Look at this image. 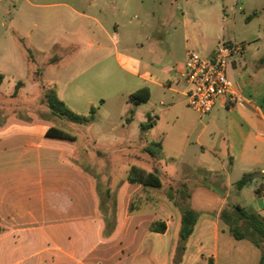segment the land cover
Instances as JSON below:
<instances>
[{
  "label": "crops",
  "instance_id": "crops-1",
  "mask_svg": "<svg viewBox=\"0 0 264 264\" xmlns=\"http://www.w3.org/2000/svg\"><path fill=\"white\" fill-rule=\"evenodd\" d=\"M100 1L104 10L112 12L119 7L125 11L130 0ZM96 3L93 0L94 6ZM143 3L141 0L139 5ZM236 6L247 23L254 19L260 22L256 32L239 39L249 43L228 67L234 95L218 99L210 112L194 117H187L182 108L187 104L189 88L183 76L186 52L211 54L221 34L210 35L215 42L206 44L207 36L199 25L206 20L201 8L193 15L182 12L180 21L171 11L151 25L154 10L137 8L149 17L145 21L148 35L139 33L137 26L136 30L122 31L117 24L110 35L97 17L81 13L98 26L95 30L88 27L92 37L99 41L111 38L110 47L97 42L95 49L102 54L101 62L112 58L136 80L127 81L136 86L129 87L123 96L120 114L125 115L131 106L127 96L147 87L149 98L143 103L154 99L160 105L146 112L153 128L160 117L172 112L176 118L183 114L189 122L179 131L176 144L170 141L171 132H160L161 150L156 158L144 153L151 170L156 167L163 174L156 193L159 196L162 192V199L149 196L146 187L127 182L126 177L117 183L115 195L107 183L116 203L115 226L107 237L102 235L95 180L76 163V137L47 136L49 126H59L57 118L6 119L9 103L29 92L41 96V74L30 83L22 82L14 96V89L5 94L0 91V264H259L261 250L256 246L240 250L239 242L234 241L241 239L234 238L219 217L227 203H236L264 218V0H237ZM135 18L136 14L128 23ZM211 23L222 32L224 14H216ZM100 102L105 103L103 99ZM138 106H134L136 111ZM168 149L180 155L184 151V159L178 156V162L183 161L182 170L176 161L173 169L165 170L164 159L173 162L175 156H165ZM246 172L253 173L251 181L236 190L235 182ZM183 183L189 193L188 206L197 194L202 200L211 195L216 209L210 217L203 213L209 212L206 209L189 207L198 217L183 252L175 260L182 200L179 189ZM231 192L235 199H230ZM243 200L248 205H243ZM131 201L133 210L129 211ZM155 221L164 224L162 231L150 229Z\"/></svg>",
  "mask_w": 264,
  "mask_h": 264
},
{
  "label": "rangeland",
  "instance_id": "rangeland-1",
  "mask_svg": "<svg viewBox=\"0 0 264 264\" xmlns=\"http://www.w3.org/2000/svg\"><path fill=\"white\" fill-rule=\"evenodd\" d=\"M236 2L237 0H188L187 3L185 0H144L140 6L141 0H130L125 11L119 7L111 12L110 9L107 11L103 9L100 0H97V6L93 5V0H0V72L4 74L0 91L5 94L12 91L18 81L30 83L33 77L38 79L40 74L42 77L39 86L41 96L36 97L29 92V95L16 99L13 104L9 103L6 106L8 107L6 119L30 121L57 118L59 120L57 127L76 137V163L85 171L92 173L97 195L104 198L107 183L113 194H117V183L126 177L131 166L151 171L145 160L146 155L139 152L142 144L149 145L160 141L158 138L161 131L171 132L170 141L176 144L179 131L189 122L183 114H177L176 118L172 112L160 117L157 127L153 128L151 125L140 136V123L146 122V112L153 105L156 110L160 107L154 99L139 104L138 110L134 109L132 120L124 122L127 114H120L121 106L125 102L123 96L129 87L136 86L128 85L127 81L131 80L134 83L136 80L124 73L112 58L101 62L103 59L99 56L102 54L95 49L97 42H104L109 46L111 38L104 37V41H99L96 36L92 37L88 27L95 30L98 26L81 13L97 17L110 35L114 30V24L122 26V31L136 30L134 28L137 26L139 33L148 35L150 29L145 21L149 17L143 11L140 13L137 8L143 6L148 12L154 10L155 15L149 19L150 25L157 23L160 17L165 18L171 11L180 21L182 12H190L193 15L195 10L201 8L200 13L206 20L203 19L205 22H199V25L207 36L205 39L207 45H213L215 42L210 35L221 33L219 40L231 39L245 46L249 40L244 42L239 39L246 33L256 32L260 21L254 19L247 23L248 20L246 21L237 11ZM72 8L80 14L75 13ZM197 13L199 14V11ZM221 13L225 19L222 32L211 23L215 15ZM134 14L137 18L131 20L132 23L129 24L128 20ZM254 46L255 44L251 45L253 48ZM105 53H108V50H105ZM29 85L28 88L31 87ZM48 88L53 89L57 96L78 114L87 115L89 108L94 107V120L79 124L51 115L43 102L44 90ZM102 99L105 101L104 104L100 102ZM182 108L187 117L199 116L187 104ZM173 153L168 149L165 155H175L173 162L164 159L163 166L166 171L173 169V163L178 162V156L185 158L184 151L183 155H180V152ZM182 162V160L178 162V168L181 170ZM158 173L161 180H164L163 174ZM158 190L146 187L149 196L162 199L164 194L161 192V195L157 196ZM234 194L230 193V199H235ZM214 198L210 195L202 200L197 194L189 207L206 209L209 212L203 213L212 217L216 209ZM111 201L112 198L107 202L108 207L111 206ZM242 203L248 205L245 200ZM234 242H239L240 250L245 246L255 248L247 239Z\"/></svg>",
  "mask_w": 264,
  "mask_h": 264
},
{
  "label": "trees",
  "instance_id": "trees-1",
  "mask_svg": "<svg viewBox=\"0 0 264 264\" xmlns=\"http://www.w3.org/2000/svg\"><path fill=\"white\" fill-rule=\"evenodd\" d=\"M4 79V74L0 72V87ZM23 83L21 81L16 82L14 91L11 96H14L17 90ZM149 98V90L147 87H140L127 96V102L131 104L127 110V116L124 117V122H130L134 113V106L146 102ZM43 102L46 109L51 115L58 118H66L73 123L86 124L94 120L95 108L90 107L88 114H78L74 112L69 106H67L57 96L53 89H45L43 93ZM151 122L146 120L145 123H140V133L146 131ZM47 136L75 139V136L67 131L56 127L49 126L45 131ZM161 150V143L159 141L153 142L149 145L143 146L140 151L147 154L151 158H156ZM159 171L156 167L151 171H145L144 169L136 166H131L127 171L126 181L139 183L144 187L158 188L161 186V179ZM253 177L252 172L243 173L242 176L235 182V189L238 190L245 184L249 183ZM181 193V201L179 205L180 211V227L178 240L176 244V257L179 259L180 254L184 250L185 240L191 234L193 227L196 223L198 213L189 208L188 198L189 193L186 191V185L183 183L179 189ZM104 198L99 195L98 208L103 218L102 235L107 237L111 235L115 226V200L111 197L109 188L104 190ZM112 198L111 206L108 207L107 202ZM133 210V202L129 204V211ZM219 217L221 221L226 225L229 233L236 239H247L254 246L261 250L259 264H264V218L255 210L240 206L236 203H227L220 211ZM151 230L162 231L164 224L162 222H153L150 226ZM3 229L0 227V233Z\"/></svg>",
  "mask_w": 264,
  "mask_h": 264
},
{
  "label": "built area",
  "instance_id": "built-area-1",
  "mask_svg": "<svg viewBox=\"0 0 264 264\" xmlns=\"http://www.w3.org/2000/svg\"><path fill=\"white\" fill-rule=\"evenodd\" d=\"M244 45L235 40L221 39L211 54L201 56L187 51L184 79L189 85L187 105L200 116L212 110L222 97H233L232 81L227 75L232 60L242 55Z\"/></svg>",
  "mask_w": 264,
  "mask_h": 264
}]
</instances>
